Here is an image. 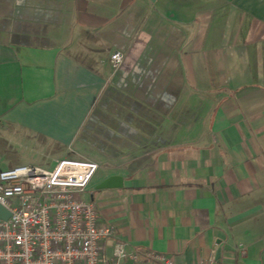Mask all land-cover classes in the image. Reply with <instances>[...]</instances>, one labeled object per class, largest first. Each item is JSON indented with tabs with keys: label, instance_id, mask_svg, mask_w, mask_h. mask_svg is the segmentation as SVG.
<instances>
[{
	"label": "crops",
	"instance_id": "obj_1",
	"mask_svg": "<svg viewBox=\"0 0 264 264\" xmlns=\"http://www.w3.org/2000/svg\"><path fill=\"white\" fill-rule=\"evenodd\" d=\"M0 117L102 147L86 200L128 248L264 264V0H0Z\"/></svg>",
	"mask_w": 264,
	"mask_h": 264
},
{
	"label": "built area",
	"instance_id": "obj_2",
	"mask_svg": "<svg viewBox=\"0 0 264 264\" xmlns=\"http://www.w3.org/2000/svg\"><path fill=\"white\" fill-rule=\"evenodd\" d=\"M124 53L115 50L117 68ZM98 163L58 158L50 168L23 164L0 168V264H177L151 249H130L114 227L99 222L85 192ZM242 254L244 245L239 244ZM190 264H216L199 258Z\"/></svg>",
	"mask_w": 264,
	"mask_h": 264
},
{
	"label": "rangeland",
	"instance_id": "obj_3",
	"mask_svg": "<svg viewBox=\"0 0 264 264\" xmlns=\"http://www.w3.org/2000/svg\"><path fill=\"white\" fill-rule=\"evenodd\" d=\"M93 135H90L92 138ZM109 147H105L107 150ZM102 150V147L84 145L77 141L70 143H54L36 136H24L19 131L13 130L7 122L0 117V168H10L17 165L30 164L41 168H50L56 158H84V154L93 150ZM83 154V155H82ZM103 169L98 168L90 182L95 181ZM89 188V189H88ZM79 196L89 199L90 194L95 193L92 187Z\"/></svg>",
	"mask_w": 264,
	"mask_h": 264
},
{
	"label": "water",
	"instance_id": "obj_4",
	"mask_svg": "<svg viewBox=\"0 0 264 264\" xmlns=\"http://www.w3.org/2000/svg\"><path fill=\"white\" fill-rule=\"evenodd\" d=\"M122 185V177L119 175H110L106 177L103 181L96 185V188H110L118 187ZM0 217L7 218L8 212L0 206Z\"/></svg>",
	"mask_w": 264,
	"mask_h": 264
}]
</instances>
